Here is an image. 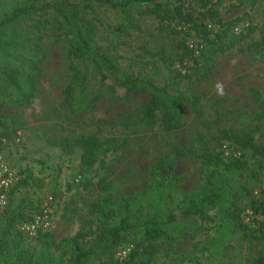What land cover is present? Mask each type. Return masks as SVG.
Returning <instances> with one entry per match:
<instances>
[{
    "label": "trees",
    "instance_id": "obj_1",
    "mask_svg": "<svg viewBox=\"0 0 264 264\" xmlns=\"http://www.w3.org/2000/svg\"><path fill=\"white\" fill-rule=\"evenodd\" d=\"M225 1L0 0V145L23 128L4 108L21 109L34 103L48 59L44 42L57 43L62 38L68 40L69 79L42 118L48 121V144L66 155L80 152L79 181L84 188L91 181L87 175L96 166L105 167L108 153L123 151L157 128L178 132L187 123L185 103L196 108L199 98L156 81L149 68L154 61L143 58V52H153L151 41H138V31L147 18L153 19L159 33L175 44L173 54L184 67V76L198 83L209 79L218 55L235 48L253 31L250 25L246 33H236L238 20L224 17L247 2L231 3L223 12ZM97 7L118 14L107 43L101 41L98 17L90 15ZM193 37L201 41L198 53L188 44ZM129 40L139 42L143 52H123L122 45ZM167 45L164 42L158 51ZM240 50L264 55V28L260 39ZM117 87L125 88L127 95L146 93L149 99L142 112L136 115L128 109L115 119L98 118L84 129L81 115L96 109L105 97L120 99ZM250 92L260 98L256 89ZM263 130L264 123H257L240 131L223 127L198 132L195 151L201 158V176L194 191H185L184 178L177 174L178 162L189 153L180 144L160 155L149 169L148 186L132 195L123 194L110 177L100 176L98 196L88 205L86 218L76 233L62 238L45 231L31 239L19 229L41 211V202L34 204L17 192L28 185L43 189L46 183L33 172H18L21 179L12 188L0 220V264H155L161 242L174 251L180 241L196 236L199 221L192 217L214 225L212 235L204 244L195 243L190 255L197 251L205 264H225L232 241L246 242L249 249L260 242L249 264H264V145L256 141V133ZM225 144L240 154L225 155ZM56 171L59 176L61 169ZM50 192L54 200L60 196L55 185ZM247 211L252 214L249 222ZM129 246L128 255L120 257L119 251Z\"/></svg>",
    "mask_w": 264,
    "mask_h": 264
},
{
    "label": "rangeland",
    "instance_id": "obj_2",
    "mask_svg": "<svg viewBox=\"0 0 264 264\" xmlns=\"http://www.w3.org/2000/svg\"><path fill=\"white\" fill-rule=\"evenodd\" d=\"M243 1L247 4L238 5L224 17L238 20L239 25L249 24L253 31L235 48L217 56L218 64L209 79L191 83L184 76V67L175 60L173 54L175 44L159 33L157 23L151 18H147L142 31H138V41H151L152 53L143 52L137 47L139 42L134 40H129L128 45H122L123 52H143L144 59L154 61L149 68L156 74L155 78L159 84L169 83L172 91H185L198 97L199 103L196 108L189 102L185 103L187 123L178 132H164L157 128L147 133L143 139L134 141L123 151L108 153L105 157V167L96 166L87 175L91 181L86 188L79 181L80 152L66 155L47 142L48 121L42 116L61 97V91L69 79V69L67 38H62L57 43L48 40L44 42L48 48V59L43 65L40 93L34 103L27 108L20 109L13 105L4 108V113L19 119L23 128L13 140L0 145V160L8 162L14 170L22 173L21 175L28 171L45 179L46 185L43 189L28 185L19 189L18 197L27 195L34 204L41 202L42 207L54 185L60 191V196L52 203L54 223L50 230L57 238L73 235L79 229L87 216L88 205L98 196L97 181L100 176L110 177L123 194L132 195L148 186L149 169L158 161L160 155L171 150L175 144H180L187 148L189 153L178 162L177 174L184 178L182 188L187 192L194 191L200 184L201 176V158L195 151L198 145L195 137L198 132L209 133L223 127L240 131L251 129L257 123H264V120L259 119L264 117V55L255 56L254 51L240 50V47H245L249 42L261 37L264 28V0H226L222 11L225 12L231 3L239 4ZM90 15L98 17L101 41H111V25L118 23V14L97 7ZM190 40L199 39L193 37ZM164 42L168 44L167 49L158 51ZM251 88L258 91L259 99L250 92ZM116 94L120 99L105 97L96 109L81 115L79 121L84 129L92 127L98 118L115 119L128 109L139 115L149 99L144 92L127 95V90L121 87H117ZM256 141L264 145V130L256 133ZM41 161L45 162L44 168ZM262 163L261 179L264 186V158ZM56 168L61 169L59 176ZM54 177L57 178L55 181ZM192 218L199 221L196 236L180 241L175 245L174 251H169L166 244L161 242V252L155 264H205L200 252L196 251L190 255L191 249L197 242L205 243L206 237L213 233L214 223H201L198 217ZM191 229L194 231L192 226ZM248 247L246 242L232 241L223 262L249 264V256L258 254L261 243L256 242L250 249Z\"/></svg>",
    "mask_w": 264,
    "mask_h": 264
},
{
    "label": "built area",
    "instance_id": "obj_3",
    "mask_svg": "<svg viewBox=\"0 0 264 264\" xmlns=\"http://www.w3.org/2000/svg\"><path fill=\"white\" fill-rule=\"evenodd\" d=\"M249 28V24L239 25L237 24L234 28L236 33H246ZM200 40L194 41L189 40L190 48L194 49L196 53L199 52V48L202 47ZM225 155L234 154L239 155L238 151H232V148L228 147L227 144L223 146ZM231 149V150H230ZM21 175L14 170L10 164L4 160H0V220L4 214L5 209L9 204V195L12 188L20 181ZM54 198L49 195L45 203L41 207V211L37 213L31 220L25 221L19 225V229L25 233L31 239L36 238L39 233L50 231L53 227V210L52 203ZM251 211L246 212L245 220L250 221ZM131 247L122 248L118 255L120 257H126L130 252Z\"/></svg>",
    "mask_w": 264,
    "mask_h": 264
}]
</instances>
